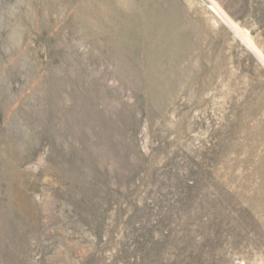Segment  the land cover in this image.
Returning a JSON list of instances; mask_svg holds the SVG:
<instances>
[{
	"label": "rangeland",
	"instance_id": "1",
	"mask_svg": "<svg viewBox=\"0 0 264 264\" xmlns=\"http://www.w3.org/2000/svg\"><path fill=\"white\" fill-rule=\"evenodd\" d=\"M0 264H264V0H0Z\"/></svg>",
	"mask_w": 264,
	"mask_h": 264
}]
</instances>
